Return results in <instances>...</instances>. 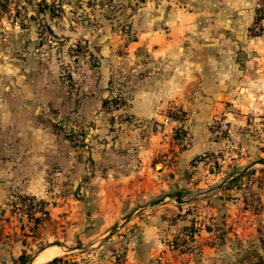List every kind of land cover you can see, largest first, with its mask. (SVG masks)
<instances>
[{
    "label": "crops",
    "instance_id": "0c3cea01",
    "mask_svg": "<svg viewBox=\"0 0 264 264\" xmlns=\"http://www.w3.org/2000/svg\"><path fill=\"white\" fill-rule=\"evenodd\" d=\"M256 2L155 1V13H163V19L156 16L152 30H139L128 44L131 49L152 45L153 71H123L126 79L119 87L111 85L114 71H89L81 82L84 109L120 96L134 119L118 135L103 125L101 134L89 136L91 161L37 114L39 105L54 99L56 84L43 81L42 68H18L20 82L0 85V221L13 219L8 201L14 194L43 198L54 215L55 200L67 197L55 189L81 185L93 235L119 225L124 244L114 245L125 248L124 264H201L205 255L214 262L223 250L232 255L250 247V239L261 236L255 232L260 223H254L264 215V165L241 172L264 158V14L259 15ZM5 17L0 30L7 31L3 38L11 47L19 44L22 54L31 44L39 49L36 23L18 28ZM45 20L55 33L66 32L70 42L90 41L104 26L101 19L96 25L50 13ZM11 29L14 41H9ZM7 42L0 46L5 56L11 50L3 49ZM103 112L98 122L106 124L102 117L111 113ZM219 121L228 124L226 139L214 134ZM247 177L252 195L242 183ZM193 224L200 225L192 244L201 254L189 259L172 241L187 237L184 230ZM235 232L241 240L231 237ZM0 235V264H13L26 247L20 239L10 243L5 232ZM108 251L99 264H117L114 251ZM38 257L35 263L41 264ZM221 260L217 257V263Z\"/></svg>",
    "mask_w": 264,
    "mask_h": 264
},
{
    "label": "rangeland",
    "instance_id": "374dc122",
    "mask_svg": "<svg viewBox=\"0 0 264 264\" xmlns=\"http://www.w3.org/2000/svg\"><path fill=\"white\" fill-rule=\"evenodd\" d=\"M155 1L157 0H0V19L2 16L4 18H7L6 15L11 16L10 22L18 25V28L32 21L39 28L40 37L38 44H36L39 47L38 50L34 48V44H31L28 52L22 54L19 44L15 43L14 47H11L7 42L8 40L6 38L4 40L3 37L8 34L5 28L0 30V46H3L6 41L7 44L3 49L11 48V50L6 51V56L0 53V85L18 83L17 74L20 72L18 68L22 66L44 69L43 81L50 85L56 84L54 88L56 93L50 103L46 102L39 105L37 108L38 116L49 119L54 130L70 137L72 145L79 151L80 156L84 155L86 160L91 161L94 144L89 143V136L99 135L98 128L103 127V125H105L107 132L108 130L111 132V135H118L129 129L125 126L132 127L131 121L134 119L128 112H125V101L111 106L108 103L103 107L93 102L84 109L82 103L85 93H81V89L84 91L81 82L85 81V75L89 71H114L111 76V85L119 87V83L126 79L123 76V71H153L149 64L152 45L149 47L139 45L137 48L131 49L128 48V44L137 37L139 30L146 28L151 31L152 28L149 26H154L156 16L160 21L163 19V13H155L153 7ZM11 9L13 10L10 11ZM47 13L63 18L66 16L68 19L90 20L92 24L96 25L101 19L104 26L100 32L96 28L94 34L97 35L90 41L83 38L79 39V42H70L66 32L55 33L54 29L49 26L45 20ZM1 21L3 24L4 21ZM71 26L72 23L66 24V27ZM12 34L14 36L9 41L16 39L14 30H12ZM66 40L67 42L64 44ZM0 50H2L1 47ZM74 54H78L79 57L74 59ZM54 91L48 92L49 95L53 94ZM117 109H122V111L119 112ZM101 110H104L103 113H111L102 117L106 124L98 122V115L101 116ZM153 125L160 128L156 122H153ZM256 164L264 165L260 162ZM52 171L46 172L50 184L52 183ZM248 180H250L249 177L246 178V182L250 188L251 185ZM62 191L67 192V197L56 199L55 201L58 202L59 206L56 205V210L52 209L54 215H51L49 210L39 225L35 226L34 221L28 219L21 210L17 211L11 221H0V231L5 232V238L10 243L13 239H20L31 255L33 264H38L35 263L37 254L53 244L64 246L61 255H67L68 259H73L76 262L75 264H99L105 259V253L109 252L108 248L114 251L112 254L116 263L124 264L126 259L125 248L121 247V244L115 246L116 243L124 244L125 239L118 236L122 233L119 225L113 226L112 233L110 230L103 235L94 236L90 212L85 213L84 211V209H89L90 203L83 205L84 194L86 195V193H84L82 186L55 189L57 194L62 193ZM37 198L39 199V197ZM66 202L67 205H65ZM46 205L45 202V207ZM38 215H42V212H38ZM257 222L260 223V229L255 226L256 234L264 235V215L254 224ZM230 227H234L233 224ZM248 228L252 229L250 226ZM238 236V233L235 232L231 237L234 240L235 238L241 240V237ZM218 240L221 241L220 243L223 242L221 237ZM193 241V239L185 237L177 245L181 248L180 252L189 255V259L201 254L198 246H193ZM249 242L253 244H249L250 247L245 251H237L230 255L229 251L223 250L216 256L214 262L208 260L205 255L201 264H253L260 257L264 258V239L262 236L252 238ZM187 243H190V246ZM76 245L84 247L73 249L67 247ZM117 252L125 253L122 262L117 261ZM217 257L222 258L218 263Z\"/></svg>",
    "mask_w": 264,
    "mask_h": 264
},
{
    "label": "trees",
    "instance_id": "16d2710c",
    "mask_svg": "<svg viewBox=\"0 0 264 264\" xmlns=\"http://www.w3.org/2000/svg\"><path fill=\"white\" fill-rule=\"evenodd\" d=\"M259 11H260L259 15L262 16L264 14V10H258V12ZM260 16H258V18H260ZM119 100H120L119 96H114L109 99H104L103 105H108V103L109 106L115 105ZM171 114H173V112H171ZM242 183L247 184L246 178H242ZM45 202L46 201L43 198L38 199L36 195L21 194V193L12 195L10 200L8 201L9 205L11 206V211L13 214H17V211L21 210L27 216L28 219L34 221L35 226L39 225L45 219L44 216H46L49 213L48 209L45 207ZM38 212H42V215H38ZM199 226L200 225H195V224L190 225L185 228L184 233L187 234V237L189 239H194L195 233L198 231ZM261 236L262 239H264V235ZM172 244L177 246L178 240L174 239L172 241ZM124 254L117 252L118 262H122V260L124 259ZM30 256L31 255L29 254V252L26 249H24V251L18 256V258L14 259L13 264H25L31 259ZM65 263L75 264L76 262L73 261V259H68L67 255H57L53 259L41 264H65ZM253 264H264V258L260 257L259 259L254 261Z\"/></svg>",
    "mask_w": 264,
    "mask_h": 264
},
{
    "label": "built area",
    "instance_id": "2783aa9c",
    "mask_svg": "<svg viewBox=\"0 0 264 264\" xmlns=\"http://www.w3.org/2000/svg\"><path fill=\"white\" fill-rule=\"evenodd\" d=\"M256 7L258 10H264V0H257ZM119 98L120 100L116 104L123 103L122 97L119 96ZM227 129H228L227 122L219 121V122H215L213 125L214 134L221 139L228 138ZM246 188H247L246 193L248 195L254 194V191L251 188L249 189L248 186Z\"/></svg>",
    "mask_w": 264,
    "mask_h": 264
},
{
    "label": "bare ground",
    "instance_id": "6f19581e",
    "mask_svg": "<svg viewBox=\"0 0 264 264\" xmlns=\"http://www.w3.org/2000/svg\"><path fill=\"white\" fill-rule=\"evenodd\" d=\"M56 245H58V244H56ZM50 246H52V245H50ZM50 246H48V247H50ZM59 246H62V245H59ZM59 246H53V247H50V248H48V249H44L45 251L41 254V253H39L36 257H35V259L38 257V259H37V262H39V263H42V262H47V261H49V260H51V259H53L55 256H57V255H61V253L63 252V250H64V248H62V247H59ZM64 247V246H63Z\"/></svg>",
    "mask_w": 264,
    "mask_h": 264
},
{
    "label": "water",
    "instance_id": "95a60500",
    "mask_svg": "<svg viewBox=\"0 0 264 264\" xmlns=\"http://www.w3.org/2000/svg\"><path fill=\"white\" fill-rule=\"evenodd\" d=\"M258 162L264 164V158H259V159H255V160H253L251 163H249L248 165H246V166L242 169L241 172H246L251 166H253L254 164H256V163H258ZM176 195L178 196V197H177V200H178V201H183V200H184V199H181V198H180V193H179V192H176ZM112 232H113V230L110 231V233H112ZM67 247H68L69 249H73V248H75V247H76V248H77V247H78V248H83L84 246H82V245H76V246H74V247H72V246H67ZM41 251H42V250H41ZM41 251H40V252H41ZM40 252H39V253H40ZM39 253H38V254H39ZM38 254H37V255H38ZM31 261H32V260L30 259L26 264H30Z\"/></svg>",
    "mask_w": 264,
    "mask_h": 264
}]
</instances>
